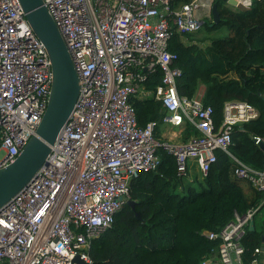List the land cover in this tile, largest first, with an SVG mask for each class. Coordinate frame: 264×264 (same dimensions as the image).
I'll use <instances>...</instances> for the list:
<instances>
[{
  "label": "built area",
  "instance_id": "2783aa9c",
  "mask_svg": "<svg viewBox=\"0 0 264 264\" xmlns=\"http://www.w3.org/2000/svg\"><path fill=\"white\" fill-rule=\"evenodd\" d=\"M237 1L238 7L251 8L254 0ZM44 3L70 51L80 91L48 161L0 207V264H92V240L112 226L131 198L132 177L158 167L159 146L175 156L181 178L191 168L207 175L216 151L224 150L236 161L235 174L264 191V154L258 169L230 151L234 126L256 118L258 109L245 100H228L217 125L213 107L201 95L178 91L182 69L173 64L177 54L169 50V40L175 32L186 40V33L198 31L212 16V0ZM202 8L206 15L199 13ZM158 69L161 83L148 90L146 82ZM52 78L48 51L20 1L0 0V168L36 133ZM149 94L161 101L164 126L179 140L158 138L156 121L139 126L132 98ZM188 122L198 133L183 139ZM253 138L264 143V136ZM256 210L235 212L220 230L207 232L221 242L202 264H242L241 239ZM253 254L251 264H264V235Z\"/></svg>",
  "mask_w": 264,
  "mask_h": 264
},
{
  "label": "trees",
  "instance_id": "16d2710c",
  "mask_svg": "<svg viewBox=\"0 0 264 264\" xmlns=\"http://www.w3.org/2000/svg\"><path fill=\"white\" fill-rule=\"evenodd\" d=\"M190 0H173L179 5ZM217 2L220 20L206 17L202 27L184 37L175 32L168 48L177 54L173 64L182 69L177 79L181 95H201L205 105L213 107L219 125L224 104L239 99L252 103L259 111L256 118L238 123L231 135V153L254 167L263 165L264 151L254 136H264V0H254L251 8L234 7L226 0ZM225 28L227 33L210 36ZM203 33L199 36L198 33ZM233 73V76H231ZM160 69L151 73L146 88L155 91L161 83ZM205 85L202 93L200 88ZM139 126L156 121V136H162L165 109L153 94L134 96ZM198 133L187 123L183 139ZM160 158L155 170H141L130 181V196L135 209L127 203L115 215L112 226L92 240V264H202L206 255L217 250L220 238L207 232L218 231L234 218L256 208L246 226L242 264H251L254 249L264 235V191L235 174L236 161L224 150L216 151L199 186H185L177 175L175 156L159 146ZM181 187L182 190H177ZM139 211L138 218L135 211Z\"/></svg>",
  "mask_w": 264,
  "mask_h": 264
},
{
  "label": "water",
  "instance_id": "95a60500",
  "mask_svg": "<svg viewBox=\"0 0 264 264\" xmlns=\"http://www.w3.org/2000/svg\"><path fill=\"white\" fill-rule=\"evenodd\" d=\"M33 31L45 45L52 66L49 100L42 119L16 158L0 168V207L30 183L41 166L48 161L51 145L74 110L79 91V76L61 31L44 0H19ZM237 6V0H226ZM212 19L220 20L217 2L212 3ZM264 150V143H259ZM127 204L135 209L136 200ZM141 218L139 211H135ZM77 259V258H76ZM82 263V261H80Z\"/></svg>",
  "mask_w": 264,
  "mask_h": 264
},
{
  "label": "rangeland",
  "instance_id": "374dc122",
  "mask_svg": "<svg viewBox=\"0 0 264 264\" xmlns=\"http://www.w3.org/2000/svg\"><path fill=\"white\" fill-rule=\"evenodd\" d=\"M213 3V2H212ZM235 7H238V6H235ZM211 13H212V8H211ZM228 30H226L225 28H223L222 30H216V31H212L209 33L210 36H219V35H222V33H227ZM198 33V32H197ZM204 33V32H203ZM203 33H198L199 36H202ZM205 34V33H204ZM233 76V73H231ZM201 93V88H200V92ZM178 128H176L177 130ZM162 130H163V138L167 139V140H171V141H177L180 139V136H175L173 135L171 131L173 130H169V128H166L165 126H162ZM171 132V133H170ZM183 180V183L185 186H188L189 184H194L196 185L197 187L199 186V181L202 180V176L201 174L195 170L194 168H191V171L190 173L185 176L184 178H182ZM177 190L181 191L182 188L181 187H177Z\"/></svg>",
  "mask_w": 264,
  "mask_h": 264
},
{
  "label": "crops",
  "instance_id": "0c3cea01",
  "mask_svg": "<svg viewBox=\"0 0 264 264\" xmlns=\"http://www.w3.org/2000/svg\"><path fill=\"white\" fill-rule=\"evenodd\" d=\"M209 1H211V0H209ZM212 2H214V0H212ZM235 7V6H234ZM199 13L201 14V15H206V9L205 8H202V9H200L199 10ZM204 89H205V85H202V87H201V93L204 91ZM172 132V131H171ZM170 132V133H171Z\"/></svg>",
  "mask_w": 264,
  "mask_h": 264
}]
</instances>
